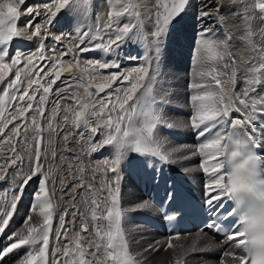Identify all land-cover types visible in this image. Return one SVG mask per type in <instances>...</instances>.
Returning a JSON list of instances; mask_svg holds the SVG:
<instances>
[{
  "label": "bare ground",
  "instance_id": "obj_1",
  "mask_svg": "<svg viewBox=\"0 0 264 264\" xmlns=\"http://www.w3.org/2000/svg\"><path fill=\"white\" fill-rule=\"evenodd\" d=\"M0 2L3 3V0H0ZM60 2L62 0H25L24 4L19 5V17L16 20L17 30H23L25 37H14L7 43L0 42V48H5L9 57L18 54L21 60L31 58L35 61L33 66L38 68L39 74L42 69L44 70V76L41 74L37 77V71L34 70L36 68L24 64L13 66L10 58L3 61V63L9 65L10 71L0 68V74L5 76V79L0 81V185L4 187L3 196L0 198V213L11 210V202L20 195L18 189L22 181L25 177L32 175L37 150L40 152L38 163L43 171L41 182L34 178L24 188L23 196L17 201V208L8 228L5 229V234L7 236L11 235L15 232L13 229L17 226V223L26 222L25 218L29 216L31 220L27 222L37 225L43 223V217L40 215L43 198L30 202L29 199L24 197L25 195L33 196L35 192L39 191L40 187H46L48 191L47 199L52 205L47 264H54L66 249L69 251L78 243L88 250L94 264H112L110 259L107 258L105 249L108 243L107 233L109 231L114 232V227H110L109 222L104 218L107 216V209L112 206L113 196L116 198L117 207L121 212L120 233L117 235L115 244L122 245L121 251L126 253L122 264H144L142 257L146 256L147 253L150 254L151 251L159 255H154L155 258L157 257V262L158 257L162 260L166 259L170 255L176 254L179 248L175 245L176 241L171 243L169 241L197 235H199V239L197 238L198 240L196 239L195 242L184 246V252L177 262L168 258L163 264H238V261L233 260V256L243 257L242 253L228 252L220 259L218 244L210 237L209 233H194L176 238H167L162 233L142 225L139 216L147 213L154 214V208L139 209L138 205L147 200L143 198L138 187L132 183L128 172V168L135 163L149 165L151 170L173 172L183 176L200 192H204L206 186L213 183V177L210 173L214 162L199 154V145L206 142L207 139L213 138L216 130L214 129L213 134L207 137H200L197 135V130L191 125V117L195 114L194 102L191 97L203 94L205 87L211 85V81H213L212 77L207 75L209 70L212 74L209 62L205 60L202 63L203 65L201 64L194 71L193 77L189 80L186 71L178 73V75H181L183 84L180 96L182 98L175 100V105L174 100L170 102L171 104H168V108H171L178 115H175L178 126L169 127L164 119L165 116L163 117L165 123L160 121L162 112L165 110L160 101L170 100L175 90L169 84L166 90L163 89L164 80L160 74L164 65L162 59L167 55L169 46L172 43L171 34L174 30L177 31L178 28L176 27L173 30V26H170V39L165 42L162 37L157 40L153 36L156 18L158 15L162 18L164 14L161 12L157 15L159 8L156 4L158 1L89 0L84 5L83 0H69L70 7L60 11L49 31L54 36L55 31L59 32L57 29L60 27L65 28L66 31L62 41L66 43L67 49L71 51L67 55L63 54L65 51H57L38 57V53L44 47L43 42L45 41L46 46L49 47L54 40L49 38L41 42L35 38L27 39L28 36H31L32 30L30 28L25 29V25L37 14L38 22L43 23L47 19L45 8H50L52 12H55L56 5ZM243 2L240 3L235 0H189L188 7L192 8L191 13L193 15L195 13L196 21L194 25L188 27V31L185 33L187 40L185 38L181 40L184 41L183 52L187 58V62L184 60L188 67L187 71L189 69L193 71L194 69L196 63L194 47L198 45L199 37L216 40L219 44H222V63L225 73L223 76H217L221 81L218 87L207 90L215 92L217 95L223 94L225 105L231 103L229 114L224 117L222 125L227 122L246 119L248 113L239 104V100L244 99L246 103L251 104L253 100L264 97V11L261 8L264 5V0H243ZM13 3L19 4V0H13ZM238 5L246 11L252 12L254 10L252 21L260 20L261 22L262 30H259L261 43H258L257 47L245 44L240 37L244 19L239 15ZM124 7L128 8L131 15H123L117 20L116 13L122 12ZM28 8L34 10L32 16L26 14ZM103 9L108 11L107 14L110 15L112 21L111 25L115 27L108 29L109 32L105 33L107 41H109L110 36L113 39L115 38L116 28L125 23H128L131 27L128 35L118 42L119 47L112 45L113 51L111 52H106L99 47H95L97 48L95 49L93 46L92 33L94 24L97 23L94 21L98 19L96 12L99 16ZM204 11L209 12L210 15L200 19L199 13ZM7 26V23H5L0 25V28ZM248 30L250 33L252 32L251 21L248 23ZM84 33H87V35H84ZM173 35L178 39L179 34ZM179 38L181 39V37ZM81 39L83 43H81ZM252 40V35H250L249 43ZM161 42H163L162 46L159 45ZM82 47L89 49L84 51V55L92 57L88 59L89 61L99 60L101 63L109 65L115 62L119 65V68L114 66L98 67L99 70L95 72L93 70L95 79L88 80L89 82H85L87 81V74L84 75L86 78L83 80L82 74L76 71L85 83L80 82V80L74 78L76 75H71L74 74L71 70L75 69L73 67L75 64H80L81 61L85 60V57H80L81 53H84L80 51ZM53 60L56 63L55 68L53 67L54 70H50L49 65ZM92 64L94 65V63ZM92 64L86 65L91 68ZM95 67L92 66V68ZM141 67L148 68V75L141 81V87L134 94L135 104L129 101V105H132L135 109V114L132 116L131 121L121 125L122 130L129 131V137L125 138L123 146L114 141L111 145L96 147L109 135V130L103 127L105 120L98 119L94 115L97 109H93L91 105L99 100H107L109 95L113 97L122 96L123 90L129 87L128 82H114L108 78L113 74L128 73L130 79L135 81L137 73L133 72V69ZM66 68L70 70L66 71ZM17 72H19L22 81L19 89L10 86L14 83ZM57 72L60 73L58 79L54 75ZM183 74L185 76H182ZM197 76H206L207 79H197ZM42 77H44L41 82L42 86L49 87L50 91L44 96L41 107L47 112L46 114H50V112L55 114V111H66L65 117L63 115L65 112L62 114L63 120H66L62 125L64 134L60 135L66 136L65 142L69 144L71 149L80 152L79 155H73L75 153L62 155L58 152V150H61L59 149L60 144L58 145L56 139H53L52 136L54 135L50 133L51 125L49 126V123H46V118L42 117L43 119L39 121L37 119L38 128L35 129L36 132L34 133L32 130V135H29L31 137L26 138L25 136L29 120L32 122L30 116H32L34 110H28L27 103L20 101L19 98L23 89L27 88L28 80L39 79L41 81ZM247 77L249 84L251 83L252 86H249L248 83V87L245 86V78ZM179 79L176 76L174 81L177 82ZM8 81L9 86H6ZM186 84L189 92L190 108L187 103ZM97 85H110V87L106 88L104 92L96 93L95 87ZM194 85L199 87H193ZM75 86H78L82 95L84 94L81 97L86 96L90 100L82 102L78 95L74 97L75 91L73 89ZM86 90L93 93V95L91 97L87 96ZM199 90L201 92L195 94ZM245 93L248 95L245 96ZM28 94L29 96L34 95L31 90ZM78 94L80 93L78 92ZM40 95L39 92L35 93V100L32 102L33 109H36V105H41ZM85 103L89 104L90 107L85 112L83 119L79 123H75V113L82 111L79 105ZM112 103H116L115 99L112 100ZM21 109L25 110L23 114H21ZM92 111L93 114L90 113ZM248 111L253 113V126L258 132V142L264 155V115H257L259 112H264V108L258 106L255 111L251 108ZM21 115H23V120ZM58 117H61V115ZM153 117H158V119L155 120V126L152 130L150 147L165 154L171 152L170 159L174 160V163L165 164L151 153L140 154L134 150V140L140 138V136L148 135L146 126L152 123ZM112 119L116 120V114H113ZM84 120H87V125L84 124ZM17 128H19L18 133ZM91 128H97V132L92 133ZM13 129L16 131L14 135ZM116 135L119 139V134ZM62 140L64 139L62 138ZM61 148L64 149L63 145ZM68 151L70 150L68 149ZM219 160L222 164V155ZM205 167L208 168V173H205ZM112 168L116 169L115 173L111 171ZM38 183H40V187L34 191ZM30 208L32 211H29ZM83 225L87 226V232H82L81 227ZM142 231H145V233L143 234ZM135 241H138L139 245H133ZM169 244H171V247H168ZM39 247H41L40 244L28 246V251H38ZM151 247H154V249L152 250ZM28 251L12 264H20Z\"/></svg>",
  "mask_w": 264,
  "mask_h": 264
},
{
  "label": "snow or ice",
  "instance_id": "obj_2",
  "mask_svg": "<svg viewBox=\"0 0 264 264\" xmlns=\"http://www.w3.org/2000/svg\"><path fill=\"white\" fill-rule=\"evenodd\" d=\"M25 0H19V4L13 3V0H3V3H0V25H4L7 23V27L0 28V42L7 43L11 41L14 37L23 38L25 37V32L23 30L18 31L16 28V20L19 17L18 8L19 5L24 4ZM189 4V0H173L171 5H164V14L162 18L158 15L156 18V27L153 32V36L158 40L160 37L165 35L170 26L174 21L178 23L177 17H179L186 7ZM66 7H70L69 0H62L59 4L56 5V11L52 12L50 8H45V12L47 14V19L43 21V23L38 22V14L37 16H33L31 20L25 25V29H31V36H28L27 39L31 40L33 38L40 40L43 42L44 39H53L56 42H60L61 37L53 36L49 29L52 27L53 23L56 20L57 15L60 13L62 9ZM262 11H264V5L261 6ZM32 8H28L26 10V14L32 16L33 13ZM123 15H131L127 7L123 8L122 12L116 13L117 20ZM210 15L209 12H200L199 18L203 19ZM112 21H109L107 25L108 29H111ZM131 31V27L128 23L123 24L122 26L116 28L115 30V38L113 39L111 36L109 37V41L107 45L97 44L95 47H99L106 52L113 51L112 45H116L119 47V41H122L125 36ZM43 33V35H42ZM87 35V33H84ZM91 39V37H89ZM81 43L83 40L81 39ZM208 42L205 41V44ZM210 47V46H209ZM87 48H80L81 52L88 51ZM71 50L66 49L63 53L67 55ZM35 55V54H32ZM40 55H43V51L41 50ZM6 58L11 59V64L13 66H19L20 64H24L26 66H33L35 61L31 58L21 60L20 56L14 55L13 57H9L8 51L5 48H0V68H3L6 71H10L9 65L3 63ZM93 62H89L92 64ZM96 67L106 68L110 66H114L119 68V65L113 62L111 65L107 63H101L99 60L94 62ZM70 70L68 68L65 69ZM133 72L137 73L135 81L130 79V74L128 73H120L119 75L113 74L108 79L114 82H122L128 81L129 87L123 90V95H117L115 97L109 95L107 100H99L96 103L92 104L91 107L93 109H98L95 112V115L98 119H104L103 127L109 130V135L102 140L96 147H102L104 145H111L114 141L123 146L125 143V138L129 137L130 133L127 130H122L121 125L126 123L127 121H131L132 116L135 114V109L132 105H129V101H132L135 104V100L133 99L134 94L141 87V81L145 79L148 75V68L141 67L139 69H133ZM37 74H39V70H37ZM58 79L60 73L57 72L54 74ZM207 75L212 77L214 83L219 86L221 84L220 79L217 76H212L211 73H207ZM5 79L3 74H0V81ZM55 82L54 80L52 81ZM22 84L20 74L17 72L15 76V81L12 85L13 88L19 89ZM110 87V85H97L95 87V92H104L106 88ZM193 87H199L194 85ZM31 90L34 95L29 96L28 92ZM50 91L49 87H43L41 81L39 79H30L27 82V88L23 89L22 95L20 96V101L27 103L28 110H34L36 112H40L39 108L33 109V101L35 100V93L39 92L40 101L43 102L44 96H46ZM119 91V90H114ZM222 91V90H221ZM86 95L91 97L93 93L87 92ZM248 94L245 93V96ZM115 99L116 103H112V100ZM225 97L223 94L217 95L215 92L204 91L203 94L194 95L191 97V100L194 102L195 114L191 117V125L194 129L197 130V135L200 137H207L210 134H213V130L215 129V133L213 134V138L207 139L206 142L201 143L199 145V154L207 157L209 161H213V166L211 169V175L213 177V183H210L205 188V196L206 199L204 203L211 209V214L208 219V222L205 224V227L210 230L221 231L220 223L212 218V215H219L220 210L222 208L221 201L223 198L228 197L231 199H238L242 192L251 190L252 188V180L250 177H243L239 174L234 175L229 183H224L225 177L221 174L222 164L219 160V157L223 155L225 150V145L223 144L224 136L223 133L219 131V127H222V121L224 117L229 114V109L231 108V103L225 105L224 103ZM164 101H162L163 103ZM241 106H243L246 113H248L245 120H236L234 121L235 126L248 125L252 129V137H248L249 144L255 145L256 140L253 137L259 138L258 132L254 125L253 113L249 112V108L254 111L259 106L260 108H264V97L259 100H253L251 104L245 102L244 99L238 101ZM79 107L82 111H77L75 113V123H79L85 112L89 109L90 105L80 104ZM21 114L25 111L21 109ZM238 111V109H236ZM113 114H116V120L112 119ZM257 115H264V112H259ZM106 118V119H105ZM21 119L23 120V115H21ZM158 117H153V121L151 124L147 125V136H140V138L135 139L133 142L134 150L137 153L145 154L151 153L152 155L158 157L165 164L174 163L175 161L170 159L172 156L171 152L162 153L159 150H153L150 145L152 143L151 134L153 127L155 126V120ZM85 125H87V120L83 121ZM34 123V122H33ZM219 126V127H218ZM171 127V125H169ZM90 131L92 133L97 132V128H91ZM19 132V128H17V133ZM119 134V139H117V135ZM139 135V134H138ZM195 154V153H194ZM40 160V152L39 150L35 153V161L34 167L32 170V175L27 176L22 181L18 191L20 193L19 196L15 197L10 204V211H5L0 213V234L5 233V229L8 228L10 220L13 217V214L17 208V201L21 199L23 196L24 188L30 181H33L35 178L41 182V177L43 175V171L39 166ZM14 163V161H12ZM119 163V161H117ZM112 172H116L115 168L111 169ZM205 173H208V168H204ZM160 177L157 175L154 177V181L159 183ZM215 193V194H214ZM35 199L43 198V206L40 208V215L43 217L42 224H31L27 228V234H21L13 232L11 235L7 236L9 241H12L6 248L0 250V255H6L8 253H13L15 250L25 248L27 246H34L40 244L38 251H28L26 256L20 261V264H47V249L49 243V230L50 225L52 223L51 219V203L48 202V191L46 187H40L38 192L33 194ZM166 203H173L174 198L172 192L169 191ZM139 209H149L152 205L145 201L138 205ZM29 211H32L30 208ZM236 214L234 211H225L224 215L227 219L228 217ZM95 215V214H94ZM120 217L121 212L117 207L116 198L112 197V206L107 209V216L104 218L109 222L110 227H114V232L109 231L107 233V247L105 249L107 253V258L110 259L112 264H122L124 260V256L126 253L122 252V245H116L115 241L117 239V235L120 233ZM168 219H174L175 217L168 216ZM26 221H30L31 217H26ZM241 225H235L233 230L227 234V239L229 241L235 242L238 247L244 246L246 244V240L244 237L246 234L249 237V241L252 244L259 245V251L257 252V257L252 260V264H264V204L261 205L259 212L252 217H245L241 222ZM171 247V244L168 245ZM79 248V245H77ZM80 256L83 257V251H80ZM65 257H70L71 253L66 249L63 253ZM233 260L238 261V264H248V261L244 257H235L233 256ZM80 264H91L90 261L81 260Z\"/></svg>",
  "mask_w": 264,
  "mask_h": 264
},
{
  "label": "rangeland",
  "instance_id": "obj_3",
  "mask_svg": "<svg viewBox=\"0 0 264 264\" xmlns=\"http://www.w3.org/2000/svg\"><path fill=\"white\" fill-rule=\"evenodd\" d=\"M88 1L89 0H83V4L84 5H86L87 3H88ZM158 2H157V6H158V8H159V11L157 12V15L158 14H160L161 12H163L164 13V5H171V3L173 2V0H157ZM235 1H237V2H240V3H244L243 2V0H235ZM171 2V3H170ZM1 3V2H0ZM189 8V9H188ZM191 9L192 8H190V7H186V9L184 10V12L179 16V17H177V20H178V23L176 22V21H174L173 22V24H172V26H173V30H174V28H178V30L177 31H173V34H179V36H178V39H176V37L173 35V34H171L172 35V43H171V45L169 46L170 48L168 49V53H167V55L165 56V58H163L162 59V62H164V65H163V71L161 72V77L163 78V80H164V82H163V89H165L166 90V88H167V85L169 84L171 87H173V89L175 90V91H173V95H172V98L170 99V100H166V102H163L162 103V101L163 100H161L160 101V103H161V105H163V107H165V110L162 112V115H161V119H160V121L161 122H164L165 123V121H164V119L166 120V122H167V125L169 126V125H171V127H177L178 126V124H177V121H176V118H175V115H176V113L170 108H168V104H171L170 102H172L173 100V103L175 102V100H179L180 98H182V97H180L181 96V87H183V84H182V81H181V75H178V73L179 72H183L184 73V71H186L187 72V76H188V80L191 78V77H193V73H194V71L195 70H197L198 69V67L205 61V60H207L208 62H209V64H210V66H211V70H212V74H213V76H223L224 75V73H225V68H224V66H223V63H222V59H223V47H222V44H219L216 40H210V39H208V38H206V37H202V38H198V48H196V50H197V52H195V57H196V63H195V65H194V69H193V71H191V69H189V71H187L186 69L188 68L187 67V65H186V63L184 62V60L187 62V58H186V54H184V52H183V44H184V41H181V40H183L184 38H185V33L188 31V27L189 26H191V25H194L195 24V13H194V15H193V13H191ZM237 10H238V12H239V15L240 16H242L243 17V19H244V23H243V25H242V30H241V35H240V37H241V39H242V41L245 43V44H249L250 46H255V47H257V44L259 43H261V40H260V37H259V30H262V27L260 26L261 25V22H260V20H257V21H255V22H253L252 21V12L254 13V10H252V12H250L249 10L248 11H246L245 9H243L240 5H238L237 6ZM105 11H106V13H105ZM107 10L106 9H103L101 12H100V15L98 16L97 14V12H96V16H97V18L98 19H95V23L96 24H94V28H93V33H92V37H93V46L95 47V45H97V44H101V45H107L108 44V41L106 40V35H105V33L107 34L108 32H109V30H108V28H107V25L109 24V21L111 20L110 18V15L109 14H107ZM190 15H192V16H190ZM134 16V15H133ZM192 17V18H191ZM251 21V27H252V32L250 33L249 32V30H248V23ZM178 24H180V27H179V25ZM113 26L111 25V28H112ZM113 28H115V27H113ZM105 30V31H104ZM186 30V31H185ZM97 33V34H96ZM104 34V35H103ZM95 35V36H94ZM250 35H252V38H253V40H252V42H250L249 43V37H250ZM179 37H181V39L179 38ZM97 38V39H96ZM162 38H163V41L165 42V41H167L168 39H170V32H169V30H168V32L165 34V35H163L162 36ZM98 39H99V41H98ZM186 39V38H185ZM187 40V39H186ZM205 41H207L208 43L207 44H205ZM177 42V44H175V43ZM159 45H163V42H161ZM210 46V47H209ZM249 46V48L250 49H252V47H250ZM83 48V47H82ZM64 49V48H63ZM95 49H97V48H95ZM99 49V48H98ZM60 52H62V51H60ZM170 53H172V56H170L169 54ZM85 54V52L84 53H81V58H83V57H85V60H86V58H87V60L85 61V60H83V61H81L80 62V64H75L73 67L75 68V69H72L71 71H73L74 72V74H71L72 76H74V75H76V76H74V78H76V79H78V80H80V82H83V83H85V82H89V81H91V80H93V79H95V71L96 70H99V68L97 69L96 67H95V64L93 65H91L90 67L91 68H89L87 65H90V64H88L90 61L88 60V59H91L92 57H88V56H86V55H84ZM178 58H177V57ZM184 57V58H183ZM88 62V63H87ZM92 62V61H91ZM166 62V63H165ZM52 63V62H51ZM84 63V64H83ZM94 63V62H93ZM56 64V63H55ZM87 64V65H86ZM81 65H82V67H81ZM203 65V64H202ZM92 66L93 67H95V68H92ZM49 67H50V70H53V66L52 65H49ZM88 67V68H87ZM78 68H79V70H78ZM84 68H87V69H84ZM91 69H92V71H91ZM179 69V70H178ZM181 69V70H180ZM35 71H37L38 70V68H36V69H34ZM82 70H84V71H82ZM86 70V71H85ZM93 70H94V72H93ZM34 71V72H35ZM41 71H42V73H41ZM40 71V74H37L36 76L37 77H39V76H41V74H42V76H44V70L42 69ZM80 72V74H82V77H84L83 78V80H85V76H86V74H87V78H86V80L87 81H83L82 80V78H81V75L79 74V73H77V72ZM82 71V72H81ZM175 71V72H174ZM33 72V73H34ZM91 72H93V73H91ZM89 73V74H88ZM168 73V74H167ZM209 73H210V70H209ZM166 74V75H165ZM85 75V76H84ZM88 75H89V77H88ZM167 76V77H166ZM176 76H178L180 79L177 81V82H175L174 81V79L176 78ZM182 76H185V74H183ZM80 77V78H79ZM170 77V78H169ZM43 78V79H42ZM41 78V82L44 80V77H42ZM48 79H49V77H47ZM89 78V79H88ZM171 79V80H170ZM197 79H207V77L206 76H197ZM89 80V81H88ZM169 81V82H168ZM188 82V81H187ZM249 84V82H248V77L247 78H245V86L247 85V87H248V84ZM166 85V86H165ZM78 86H79V84H78ZM78 86L76 87L75 86V90L73 89V91H75L74 92V97H77L76 95H78V97H80V99H81V101L82 102H87V101H89L90 100V98L89 99H87V97H86V99H85V97H81V96H84V94L82 95L81 94V90H79V88H78ZM249 86H252V84L250 83L249 84ZM177 87V88H176ZM215 87H218V86H216V84L214 83V81H211V85H208V86H206L205 87V89L203 90V92L204 91H207V90H210V89H213V88H215ZM77 90V91H76ZM177 91V92H176ZM77 92V93H76ZM78 92L80 93V94H78ZM186 92H187V103H188V105H189V108L191 107L190 106V100L188 99V90H187V84H186ZM201 92V90H199V91H197V92H195V94H199ZM76 93V94H75ZM177 93V94H176ZM176 94V95H175ZM179 94V95H178ZM167 95H169V94H167ZM84 99H85V101H84ZM87 100V101H86ZM174 105H175V103H174ZM42 106V102H41V105L40 104H38V105H36L35 107L37 108V107H39V109L40 110H44L43 109V107H41ZM98 110V109H97ZM97 110H95V112L97 111ZM168 110V111H167ZM42 111H40L39 113L40 114H42V115H38V112H33L32 113V116H30V119H32V122H31V120H29V125H28V128H27V130H26V133H25V136H26V138H29V137H31V136H29V135H32V130L34 131V133L36 132V130H37V128H38V121L40 120V119H43V118H46L45 119V121H46V123L51 127V135H54V136H52V137H54L53 139L55 140V141H57L58 142V145H59V149H61V150H58V152L60 153V154H62V155H69V154H73V153H75V154H73V155H79L80 154V152H76L74 149H71L70 147H69V144L67 143V142H65L66 141V139H65V137L66 136H62L63 134H64V131H63V127H62V125H63V122H65L64 120H63V115H64V117L66 116V111H60V112H58V111H55L56 113L54 114V113H52V112H50V114L48 113V114H46L47 112H45V110L43 111V113H42ZM57 112H58V114H57ZM62 112V113H61ZM65 112V113H64ZM172 112V113H171ZM54 115H52V114ZM61 113V114H60ZM64 113V114H63ZM91 114H93L94 112L92 111V112H90ZM44 114H46V115H44ZM63 114V115H62ZM44 115V116H43ZM61 115V117H58V116H60ZM95 115V114H94ZM37 116H39V117H37ZM47 116V117H46ZM48 116H50L49 118H48ZM91 116H93V115H91ZM90 116V117H91ZM165 116V117H164ZM176 116H178V115H176ZM36 117V118H35ZM43 117V118H42ZM163 117H164V119H163ZM36 119V121H34ZM37 119H38V121H37ZM51 119V120H50ZM56 119V120H55ZM51 121V123H50V121ZM60 120V121H59ZM91 120H92V118H91ZM102 120H104V119H102ZM52 121H55V122H53L52 123ZM56 121H58V122H56ZM34 122V123H33ZM28 123V122H27ZM175 123V124H174ZM32 124H33V126H32ZM35 124H36V126H35ZM57 124H59V125H57ZM30 125H31V127H30ZM56 126V127H53V126ZM35 126V127H34ZM25 127H26V125H25ZM53 127V128H52ZM57 127H58V130H57ZM60 127H62V128H60ZM31 128H33V129H31ZM55 128V129H54ZM59 128H60V131L62 132H60L59 131ZM29 129V130H28ZM36 129V130H35ZM14 130V129H13ZM28 131V132H27ZM16 131L14 130L13 131V135H14V133H15ZM57 134V135H56ZM60 134H62V135H60ZM28 135V136H27ZM62 138L64 139V140H62ZM30 140V139H29ZM59 140H60V143H59ZM63 141V142H62ZM65 143V144H64ZM63 145V147H64V149L62 150V145ZM70 150V151H68V149ZM72 150V151H71ZM26 151V150H25ZM64 151V152H63ZM65 153V154H64ZM26 224V225H25ZM31 225V223H29V222H18L17 223V226L13 229V230H15V232L16 233H21V234H27V228L29 227ZM25 226V227H24ZM143 232V234L145 233V231H142ZM194 237H196V238H194ZM194 237H189V236H186V237H184V238H181V239H175V240H171V241H169V243H171V242H173V241H176L175 242V245L177 246V247H179L178 248V251H177V253L176 254H173V255H170L169 257H167L166 259H159V257H158V262H157V257L155 258V256H159L158 254H156L155 252H153V251H151L150 252V254L149 253H147V255L146 256H144V257H142L143 258V260H144V264H163V263H165V261L166 260H168V258L169 259H172V260H174L175 262H177L178 260H179V258H180V256L183 254V250H184V246H186L188 243H191V242H195L196 241V239L198 238L199 239V235H197V236H194ZM200 237H201V235H200ZM195 239V240H194ZM197 239V240H198ZM138 241H135V242H133L132 244L133 245H139V242L137 243ZM151 249L153 250L154 249V247H151ZM153 253V254H152ZM155 255V256H154ZM151 256V257H150ZM146 258V259H145ZM149 258V259H148ZM148 259V260H147ZM146 261V262H145Z\"/></svg>",
  "mask_w": 264,
  "mask_h": 264
}]
</instances>
